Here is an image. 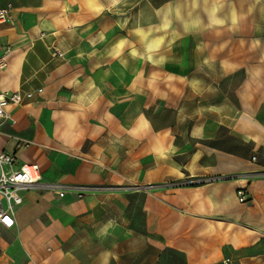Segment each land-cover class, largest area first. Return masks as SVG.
Segmentation results:
<instances>
[{
	"label": "crops",
	"instance_id": "1",
	"mask_svg": "<svg viewBox=\"0 0 264 264\" xmlns=\"http://www.w3.org/2000/svg\"><path fill=\"white\" fill-rule=\"evenodd\" d=\"M8 5L0 151L101 189L22 192L0 264H264V0Z\"/></svg>",
	"mask_w": 264,
	"mask_h": 264
},
{
	"label": "built area",
	"instance_id": "2",
	"mask_svg": "<svg viewBox=\"0 0 264 264\" xmlns=\"http://www.w3.org/2000/svg\"><path fill=\"white\" fill-rule=\"evenodd\" d=\"M11 6L0 8V27L8 21ZM1 36V35H0ZM5 67L3 59H0V70ZM37 92H41L38 89ZM33 93H6L0 91V128L2 125L9 121L14 124V120L10 118L6 107L9 104L19 105L26 100H30ZM18 147L26 145L22 140H18ZM24 143V144H22ZM252 160H255L253 157ZM211 179H200L198 181L189 183H202ZM175 185V183L171 184ZM51 190L56 192L59 197H63L64 192H74L75 197L81 199L87 193L98 191L100 187L91 186H65L61 184H51L41 182L40 170L37 164H23L16 165L14 156L0 151V226L10 229L14 226V209L22 203V192L31 190ZM236 198L239 202L246 201L245 191L242 189L237 190ZM223 264H229L226 260Z\"/></svg>",
	"mask_w": 264,
	"mask_h": 264
},
{
	"label": "rangeland",
	"instance_id": "3",
	"mask_svg": "<svg viewBox=\"0 0 264 264\" xmlns=\"http://www.w3.org/2000/svg\"><path fill=\"white\" fill-rule=\"evenodd\" d=\"M229 8H225L223 9V12H228ZM164 261L162 262V264H183L181 257L178 255H175L173 253H170L168 251L164 252Z\"/></svg>",
	"mask_w": 264,
	"mask_h": 264
},
{
	"label": "trees",
	"instance_id": "4",
	"mask_svg": "<svg viewBox=\"0 0 264 264\" xmlns=\"http://www.w3.org/2000/svg\"><path fill=\"white\" fill-rule=\"evenodd\" d=\"M165 251H168V252H170V253H173V254H175V255L180 256V257H181V260H182V263H183V264H186V259H185V256H184L183 254H181V253H179V252H176V251H174V250H171L170 248L164 250V252H165ZM163 255H164V253L160 256L159 262H158L157 264H162V262L164 261V257H163Z\"/></svg>",
	"mask_w": 264,
	"mask_h": 264
}]
</instances>
